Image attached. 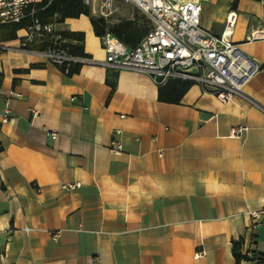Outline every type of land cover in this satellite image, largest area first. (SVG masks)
<instances>
[{"label": "crops", "instance_id": "crops-1", "mask_svg": "<svg viewBox=\"0 0 264 264\" xmlns=\"http://www.w3.org/2000/svg\"><path fill=\"white\" fill-rule=\"evenodd\" d=\"M201 4L216 35L237 12L231 39L260 66L246 97L223 102L192 82L172 102L180 85L106 65L85 14L54 22L85 34L92 62L71 76L20 47L28 24L0 40V120L8 98L12 113L0 126V264H236L240 238L264 254V218L252 231L248 214L264 209V37L247 38L264 33V3ZM234 125L249 130L231 137ZM116 130L122 155L108 148Z\"/></svg>", "mask_w": 264, "mask_h": 264}, {"label": "built area", "instance_id": "built-area-1", "mask_svg": "<svg viewBox=\"0 0 264 264\" xmlns=\"http://www.w3.org/2000/svg\"><path fill=\"white\" fill-rule=\"evenodd\" d=\"M83 1L94 16L107 20L119 12V3L133 6L149 19L150 30L135 47H128L110 32L102 36L101 41L107 53L106 65L146 72L157 86H163L170 80L190 81L200 84L220 101L226 102L236 95L245 96V85L260 69L259 64L231 39L238 16L234 10L229 12L222 34L216 35L201 26V0ZM43 2L44 0H0V23H21L29 18L31 22L27 26V32L19 38L20 47L41 54L47 62L60 68L66 75L74 64L92 62L88 56L71 54L70 40L56 29L55 23H44L37 17L38 6ZM262 37L263 32L253 33L247 38ZM9 100L6 99L0 126L12 118ZM32 113L33 117L39 114L36 110H32ZM248 130L247 126L234 125L230 129V136L242 137ZM120 134L121 130L114 132L108 147L115 155L124 153L123 144L117 138ZM52 136L55 138L56 134ZM2 149L3 145L0 143V152ZM80 186L79 182L64 184L67 190ZM248 214L251 218L249 228L255 231L264 218V209L249 211ZM23 230L31 231L29 227ZM51 234L54 239H58L61 231ZM203 255L204 250L196 253V257Z\"/></svg>", "mask_w": 264, "mask_h": 264}, {"label": "trees", "instance_id": "trees-1", "mask_svg": "<svg viewBox=\"0 0 264 264\" xmlns=\"http://www.w3.org/2000/svg\"><path fill=\"white\" fill-rule=\"evenodd\" d=\"M237 2L238 0H235V5ZM38 8L37 17L44 23H53L57 20V17H59V21H63L66 18H78L82 14L91 16V22L97 36L102 37L107 32H110L128 47H135L147 35L151 26L149 19L144 15L141 16V23L132 20H122L113 24L109 23L108 20L103 17L94 16L83 0H44L43 3L39 4ZM30 22L31 20L28 18L22 23L0 24V40L5 41L16 38L17 31ZM62 35L70 40L69 51L71 54L76 56H88L85 54L83 48L85 39V34L83 32L64 31ZM81 65L82 64H74L67 75L71 76L78 72ZM169 84L180 85L178 94L171 98L172 102H179L184 91L192 82L185 80H170L163 86ZM159 99H164L162 91H160ZM244 243L245 241L243 238L233 242L232 253L235 257L236 264H241L242 261H249L252 264H264V254L255 251L244 252Z\"/></svg>", "mask_w": 264, "mask_h": 264}, {"label": "rangeland", "instance_id": "rangeland-1", "mask_svg": "<svg viewBox=\"0 0 264 264\" xmlns=\"http://www.w3.org/2000/svg\"><path fill=\"white\" fill-rule=\"evenodd\" d=\"M119 6H120L119 12L114 13L112 16L108 18L109 23H118L122 20L129 18L128 13H137L141 17V13L136 8L132 7L131 5L119 3Z\"/></svg>", "mask_w": 264, "mask_h": 264}]
</instances>
